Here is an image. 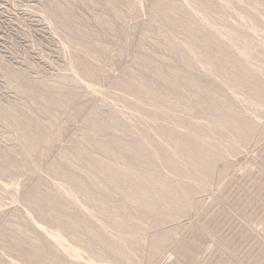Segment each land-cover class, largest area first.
Returning <instances> with one entry per match:
<instances>
[{
    "label": "bare ground",
    "instance_id": "obj_1",
    "mask_svg": "<svg viewBox=\"0 0 264 264\" xmlns=\"http://www.w3.org/2000/svg\"><path fill=\"white\" fill-rule=\"evenodd\" d=\"M157 1L158 3L152 11V20L156 23L155 25H160V30L155 31L151 24L150 26L152 27L145 31H147V35H154L155 42L160 46L166 47L169 55L162 54L160 56V53L158 54L159 56L143 53L142 55H137L138 50L135 49L137 51L134 59L140 68L138 65L136 66H138V69H141L137 71V78H134L135 81L116 78L119 75L115 77V80L118 82L115 81L116 84H119L122 90L123 87L126 89L123 91H128L129 94L130 92H133L132 94L135 95L137 94V102L141 103L144 108L147 109L146 106L156 108L152 110L148 107V111L145 113L147 118L140 116V119L149 121V127L144 128L145 125L142 128L136 124L130 125L131 123H128V126L125 125L127 122H123L125 119H121L119 116L122 113V107L119 105L121 107L119 108L120 110L111 108L112 111L110 110L109 115L108 113L103 115L104 112L103 114L102 112L101 114L95 113L93 111L96 110L92 109L93 113H90L91 115L89 114L88 120L86 116L84 120H87L85 121L87 124L91 123L94 126L93 129H89L90 131L84 130L83 133H80L82 135L79 134L83 137L81 139L89 147L87 145L84 146L83 143V146H81L80 143V146H73L71 150H65V153H63L64 149L59 151L62 154L56 153V155H60V161L59 163L50 165L49 171L54 175H59V177H55L56 180L54 179L52 183H39L35 190L26 196L27 203L34 206L33 214H30L29 217V223L14 224L15 222H9L4 226L2 232L3 241L6 248L12 250L11 253L28 254L30 262L36 261L38 264H144L148 256L143 252L136 253L133 245L143 242L146 244L150 243L152 252L149 256L151 258L154 257L157 253V247L169 241L171 234L156 232L149 240L146 232L150 228L158 230L168 223L175 222L179 219L182 220V217H186L184 215L189 211L192 212L191 209L195 207L193 196H195L196 192L200 191L198 190L199 187L203 188L214 180L218 162L229 157L226 154L228 153V149H231V151L237 150L240 146L246 145L252 140L254 133H257L258 126L255 124V118H250L247 114L248 112L245 114L246 111L243 108L245 106L241 107V109L243 108L241 110L236 103H240L241 100L243 101L238 94L240 90H245L246 92L244 91V93L248 92L246 94L247 97H245L246 101H253L254 104H259L264 107V70L261 71L259 69L260 71H257L255 70L257 68L254 67V69L249 64L248 66L247 60L250 57L248 58L245 51L240 50L241 46H238L239 43L241 44V41L243 44L245 42L247 46H250V39L249 41L246 37L244 41L243 37L245 35L241 36L239 34L240 31L237 33L233 29H224L223 22L220 24L221 27L213 25L216 17L212 19V14H221L219 13L221 8H229L227 7L229 5L228 2L225 0H179L178 3L173 0ZM239 1L235 3L238 4ZM105 2H107L108 7L111 5L117 8L121 0H105ZM258 2L261 1L258 0ZM244 3L245 1L243 0ZM258 4H255L256 7L252 6L254 7V11L258 10L260 12V5L258 6ZM245 5L248 4L245 3ZM232 6L235 7L233 4ZM255 8L258 9L256 10ZM249 9L251 10L252 7ZM121 10H117L116 15L118 17H123ZM232 12L230 14H233ZM224 14L226 13L224 12ZM224 14L217 21H220V18L225 19L224 21H229L225 23L227 26V24H231L230 20L232 19L230 18L232 17L228 16L229 14ZM256 15H251L252 17L250 19H247L243 15L240 20L245 24L250 22L254 24L255 20L253 18ZM227 16L230 17V20L227 19ZM248 16L250 17V15ZM56 18H58V15H56ZM56 18L54 17L53 19ZM58 19L63 26L72 28L69 18L67 20H62L63 18ZM98 19L99 17L96 20ZM99 20L102 21L101 19ZM106 23H108V20ZM244 23L241 26H244ZM112 25L114 26L115 24ZM78 34L87 36L85 31H80ZM180 36L183 37V40L178 41V37ZM249 37L251 36L249 35ZM252 40L254 41V39ZM262 44L264 47V41ZM97 45L99 47L100 44ZM141 45L138 46L140 47L139 51L142 50ZM146 45L148 47V44ZM98 47H90V50L93 51L89 52L88 50L86 62H81L80 60L77 63L74 61L75 67H73L74 71L72 70V72L75 73H71L72 75L76 74L81 76L82 73L86 74L89 72L90 65L95 63L97 59ZM148 48H144L146 49L144 52L148 51ZM258 49L261 50L259 47ZM261 52L263 53V51ZM254 55L256 54L254 53ZM252 57L254 56L252 55ZM257 58L256 60L261 57ZM243 61L246 62L247 66L244 67L241 65ZM134 65H131V67H134ZM131 67L128 68V72H135L136 70H132ZM130 76H133V74ZM70 78L69 76V81ZM65 79H68V75ZM50 84L48 86L51 89L56 87L55 85L57 83L52 84L50 82ZM59 84L60 82L57 85ZM160 85L162 89L159 88ZM20 89L23 90V88ZM61 92L60 95H62ZM65 93L64 96L66 95ZM49 97L45 100H48ZM71 97L73 96L67 95L65 99L68 100ZM45 100L43 99L42 103ZM175 100H182L186 104L185 107H197L202 113L201 116L207 119V121L198 120L199 122H197V119L195 121L193 120L196 117L189 118L185 116L189 118L187 119L183 114L164 110L168 109V103L170 105V102ZM61 102L62 98H52L51 101H45L46 104L43 103L44 106H40H43L44 111L52 114L53 117L56 115L54 113L56 108L59 105L61 106ZM158 102L159 106L157 104ZM243 103L245 104L244 101ZM118 106L116 105V107ZM173 106L175 107V105ZM176 108H178L177 105ZM59 109L60 107L57 108V110ZM169 109L174 110L171 106ZM190 110L191 112L194 111V109ZM124 112L126 113V111ZM127 112L130 113L131 111L128 110ZM161 113H165V116H167V121L164 123L159 120ZM122 114L120 115L122 116ZM262 114L259 116L261 117ZM195 115L197 114L195 113ZM195 115H192V117ZM123 116L125 117V114ZM163 117L162 119L164 120ZM262 117L264 118V116ZM55 133L57 132L55 131ZM211 134L225 136L229 139V143L226 142L228 144L225 147H220L218 140L212 141L207 139ZM21 135V145L26 150L25 157L28 158L27 151L33 150L39 145L41 138L25 131H22ZM56 140L58 141V139ZM219 144L221 143L219 142ZM8 164L9 166L13 165L9 161ZM80 165L82 167L86 166L88 169L85 168L86 170H82L79 168L81 167ZM81 170L82 172L79 173ZM9 171L10 168L4 167L1 169V172L5 174L9 173ZM220 175L218 174L219 177ZM44 187H48L49 189L44 190L46 191L44 192ZM27 209L25 210L27 211ZM66 232H72L73 235L76 233V239L80 241L81 247H77L74 243L68 241L70 238L68 240L65 238ZM0 238L2 237L0 236ZM70 240L73 241L75 238H71ZM6 252L7 249L2 254ZM5 255L8 257L7 254ZM11 256L10 259L12 260L8 261L0 255V264H27L25 262L22 263L21 258V263H18L19 258L15 262L12 258L14 256Z\"/></svg>",
    "mask_w": 264,
    "mask_h": 264
},
{
    "label": "rangeland",
    "instance_id": "obj_2",
    "mask_svg": "<svg viewBox=\"0 0 264 264\" xmlns=\"http://www.w3.org/2000/svg\"><path fill=\"white\" fill-rule=\"evenodd\" d=\"M173 1L176 3L179 2V0ZM225 1L229 4L227 7L230 8L232 4L235 7L232 6L230 9L221 8L222 10L220 9L219 12L221 14H212V19L216 17V20L214 19L216 22L213 21V25L221 27L220 24L223 22L224 29H233V31L237 33L240 31L239 34L241 36L245 35V38L243 37L244 41L246 37L247 40L250 39L251 41H249L252 45L250 44V46H247L245 42L243 44L241 41V44L239 43L238 46H241L240 50L245 51L248 58L250 57V59L247 60V65L249 64L251 67L257 68H254L257 71L264 70V47L262 44L264 41V0L263 2L260 0L263 4L258 2V0H250V2L249 0H244L248 5H245V3L243 4V0H238L240 6L236 4L238 2L236 0H232V4L231 0ZM255 1L256 3H254ZM157 3V0H121L119 3L120 7L117 6V8H115L111 5L108 7L105 0H0V236L2 237L0 238V243L2 244H0V255L8 261L12 260L10 259V255H12L14 257H11L15 262L18 261L17 259L19 258L18 263H21V259L22 263H37L36 261L30 262L28 254H20L14 251V253H11L12 250L6 248L2 235L4 226L9 222H15L14 224L29 223V217L30 214H33L34 206L27 203L26 196L34 191L39 183H52L54 179L56 180V178L59 177V175H54L49 171L50 165L57 162L59 163L60 161V155H56V153L62 154V152H59L62 151V149H64L63 153H65L71 150L73 146L87 145V143L85 144V141L82 140L83 137L80 136L82 135L80 133H83L84 130L90 131L89 129H93L94 126H92L91 123H85L90 113L97 112L101 114L102 112L103 114L104 112L103 115L107 113L109 115L112 109L117 108L120 110L119 108L124 107L123 109L121 108V112L125 114V117L122 113L120 114H122L123 118L120 114L119 116L121 119H125V121L123 120V122H127L125 125L131 123L130 125L136 124L142 128L145 125L144 128H147L149 125V121L140 119V116L147 118L145 113H147V109L150 106L145 105L147 109L144 108L141 103L137 102V94H132L133 92L129 94L128 91H123L126 89L122 86V90L121 86L116 84L117 80L115 79H129L135 81L134 78H137V71L141 70L138 69L139 65L134 59L137 50V55H142V53L154 54V56H157L159 53L160 56L162 54L169 55L168 49L158 45L154 40L155 36L147 35V31H145L152 26L155 31H158L160 28V25H155L156 23L152 20V11ZM255 4H258V6L260 5V12L263 10L261 13L257 10L259 8L258 6V8H255L258 12L254 11L253 8L256 7ZM151 5L154 6L152 7ZM251 7L252 9L250 10L249 8ZM232 8H235V10ZM115 9L118 11L122 9L121 12H123V17H118L116 15L118 11L116 10L114 12ZM126 9L127 11H125ZM64 11L66 12L64 13ZM223 11L226 14H224ZM231 11H233L232 13L234 15L230 14ZM222 12L224 15L229 14L228 16L232 17L230 18L227 16L228 20L232 19L230 20L231 24H227L228 27L225 23L229 21L226 22L227 20L224 21L225 19L223 20L221 18L220 21H217L219 17L223 15ZM105 13L106 15H104ZM258 13L261 15L258 16ZM254 14L256 17L253 19L255 21L258 20L257 22L253 20L254 24L250 22L248 23L249 25L247 23L246 25L243 21L241 22L240 19H242L241 17L243 15L247 17V19H250ZM56 15H58V18H63L62 20H67L69 18L72 28L63 26L62 23L59 22V19L56 18ZM248 15H250V17ZM54 17L56 19H53ZM98 17L102 21L99 19L96 20ZM107 20L109 24L106 23ZM111 23L115 25L113 26ZM242 23H244V26H241ZM151 24L152 26H150ZM251 25H253V27H251ZM248 30L249 32H247ZM78 31H85L87 36L85 37L78 34ZM246 32L251 37H249ZM146 38L148 39V43ZM181 39L183 40V37H178V41ZM153 41L155 44H153ZM97 44H100L99 47ZM140 44L144 46L142 47L141 45L142 50L139 51L140 47L138 46H140ZM146 44H148L149 48ZM92 46L98 47V55L95 63L90 65L91 69L89 68V72L86 74L82 73L81 76L76 74L72 75L71 73H75L72 72V70L74 71L73 67H75L74 61L77 63L80 60L81 62H86L88 50L89 52L93 51L90 50ZM258 47L261 50H259ZM144 48H148V51L151 52H144V50H146ZM261 51H263V53ZM254 53L256 55H254ZM252 55L254 57H252ZM255 56L261 58H257L258 60H256ZM133 64H135L134 67H131ZM241 65L244 67L247 66L244 61L241 62ZM130 67L132 70H136V73L129 71L133 76H130L132 74L128 72V68ZM67 75L68 79L66 80L65 77ZM69 76L71 77L70 81ZM72 76H74L75 79L74 77L72 79ZM61 77L64 78L63 81ZM58 81L60 82L59 85H57L59 83ZM50 82L52 84L57 83L55 85L56 87L50 89ZM215 82H217V80ZM161 87L160 85L159 88L162 89ZM20 88H23V90ZM244 91L245 90H240L238 95L243 99L245 104L242 100L240 102L242 104L239 102L236 104L237 106L239 105L238 107H240V109L245 106L243 107L246 111H244L245 114L248 112L247 114L250 118H255V124H257L258 127L257 133L255 132L252 136V140H250L252 143L249 141V145H247L248 143L242 146L239 145L241 148L239 147L234 151L228 149V153L226 154L229 157L218 162L214 180L203 188L199 187L198 190L200 191L196 192L195 196H193L195 207L191 209L192 212L189 211L184 215L186 217H182V220L179 219L175 222L168 223L158 230L150 228L146 232L149 240L156 232L171 234V239L169 241L157 247V253L154 257L151 258L149 256L152 252L150 243L146 244L143 242L133 245L136 253L143 252L148 256L144 264H264V118L262 117L264 116V113L262 114L264 107L259 104H254L253 101H246L245 97H247L246 94H248V92L244 93ZM60 92L62 95H60ZM64 93L66 94L65 96ZM31 94H35L36 96ZM67 95L73 97L67 100L65 99ZM133 95L136 97L134 98ZM47 97H49L48 100H45ZM52 98H62V102L60 103L61 106L59 105L57 107H60V111L56 108L57 111L55 110L54 112L56 115L53 113L55 115L53 117L52 114H48L44 111L43 107L44 104H46L45 101H51ZM43 99L45 100L43 102L44 104L42 103ZM135 99L136 101H134ZM175 101L170 102V105L168 103V109L164 110L183 114L184 117H196L193 120L195 121L197 119V122L207 121V119L201 116L202 113L197 107H185L186 104L182 100ZM157 104L159 106V102ZM40 105L43 106L41 107ZM113 105L115 106L113 107ZM116 105L121 107H116ZM173 105H175V107ZM176 105L178 108H176ZM170 106L174 110L169 109ZM182 107L185 108L183 109ZM143 108L146 109V111H144ZM189 108L192 110L194 109V111L191 112ZM92 109L96 111L92 112ZM151 109L154 110L156 108L153 107ZM177 109H179V111H177ZM122 110L126 111V113ZM128 110L131 112H127ZM195 113L198 116L195 115ZM163 114L161 113V115H159L161 118L158 116L162 123L167 121V116H165V113ZM261 114L262 116L260 117L259 115ZM136 115L137 117H135ZM192 115L195 116L192 117ZM85 116L87 120H84ZM138 117L139 119H137ZM188 117L185 118L189 119ZM141 120L142 122L145 120V122L142 123ZM54 130L57 133H55ZM22 131L37 135L41 138L39 145L33 150L27 151L29 155L28 158L25 157L26 150L23 145H21ZM77 131L80 132L78 133ZM213 135L211 134L207 139L212 141L218 140V145L220 147H225L229 143L227 137L219 136L218 134ZM56 139H58V141ZM219 142L221 144H219ZM87 147L89 146L87 145ZM8 161L13 163V165L9 166ZM80 166L79 168L82 170L88 169L86 166ZM4 167L10 168L9 173L5 174L1 172V169ZM82 170L79 171V173H81ZM220 173H222V176ZM220 184L221 186H219ZM47 189L49 188L44 187L43 191ZM25 209H27V211ZM16 219H20L21 221H16ZM25 221L26 223H24ZM65 238L67 240L69 238H75L73 241L70 239L68 241L74 243L77 247H81L80 241L76 239V233L73 235L72 232H66ZM6 249L7 252L2 254ZM137 249L140 250L138 251ZM5 254H7L8 257H6ZM25 256L26 258L24 259Z\"/></svg>",
    "mask_w": 264,
    "mask_h": 264
}]
</instances>
